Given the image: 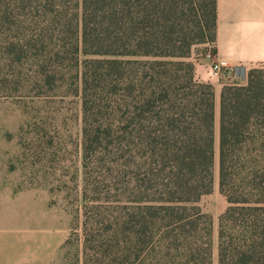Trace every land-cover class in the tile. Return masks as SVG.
I'll return each mask as SVG.
<instances>
[{"label": "trees", "instance_id": "obj_1", "mask_svg": "<svg viewBox=\"0 0 264 264\" xmlns=\"http://www.w3.org/2000/svg\"><path fill=\"white\" fill-rule=\"evenodd\" d=\"M217 20V0H0V94L81 103L83 264H211L217 103L195 51ZM218 132V264H264V69L222 88Z\"/></svg>", "mask_w": 264, "mask_h": 264}, {"label": "rangeland", "instance_id": "obj_2", "mask_svg": "<svg viewBox=\"0 0 264 264\" xmlns=\"http://www.w3.org/2000/svg\"><path fill=\"white\" fill-rule=\"evenodd\" d=\"M209 51L212 46L198 47L196 59ZM0 88H4L1 83ZM11 88L7 92L13 95L0 94V248L4 261L83 264L81 220L71 210L72 205L82 204L80 100L69 98L57 111L55 104L26 101L13 84ZM219 101L218 97L213 189L200 203L213 220L211 264H218L219 221L228 207L219 188ZM57 130L64 142H70L61 163Z\"/></svg>", "mask_w": 264, "mask_h": 264}, {"label": "crops", "instance_id": "obj_3", "mask_svg": "<svg viewBox=\"0 0 264 264\" xmlns=\"http://www.w3.org/2000/svg\"><path fill=\"white\" fill-rule=\"evenodd\" d=\"M217 41L215 58L232 67L264 69V0H217ZM196 78L215 87L216 103L224 83H215L209 75V62L197 59ZM0 248V264L5 262Z\"/></svg>", "mask_w": 264, "mask_h": 264}, {"label": "built area", "instance_id": "obj_4", "mask_svg": "<svg viewBox=\"0 0 264 264\" xmlns=\"http://www.w3.org/2000/svg\"><path fill=\"white\" fill-rule=\"evenodd\" d=\"M204 58L209 62V75L213 80L224 83V86L247 83V72L244 68L232 67L226 62L217 60L212 51H209Z\"/></svg>", "mask_w": 264, "mask_h": 264}]
</instances>
